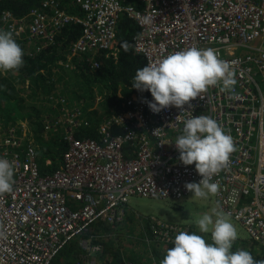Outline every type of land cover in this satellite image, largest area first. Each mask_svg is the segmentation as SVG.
I'll list each match as a JSON object with an SVG mask.
<instances>
[{"label": "built area", "instance_id": "1", "mask_svg": "<svg viewBox=\"0 0 264 264\" xmlns=\"http://www.w3.org/2000/svg\"><path fill=\"white\" fill-rule=\"evenodd\" d=\"M75 3L80 16L55 0L22 16L6 10L0 29L40 51L62 27L80 24L82 33L70 54L94 69L99 67V52L118 59V25L126 14L139 27L133 49L144 57L145 66L193 46L213 48L236 71L235 94L218 84L182 108L154 113L147 103L152 96L134 93L125 99V111L99 124L98 138L75 136L91 123L82 106L71 107L58 95L53 108L60 114L44 115L43 122L49 130L65 125L67 148L50 174L40 171L31 124L21 120L20 126H7L0 119V157L14 163L13 190L0 194V264H54L73 240L85 251L74 264H99L92 256L101 251L100 243L90 247L82 240L93 225L122 223L133 195L180 199L189 194L186 184L202 177L195 164L186 166L179 160L174 142L191 115L211 116L233 137L236 151L212 182L219 184L220 209L247 230L264 261V0ZM114 127L122 131L118 134ZM153 227L160 240L171 245L175 234L186 230L157 219Z\"/></svg>", "mask_w": 264, "mask_h": 264}, {"label": "trees", "instance_id": "2", "mask_svg": "<svg viewBox=\"0 0 264 264\" xmlns=\"http://www.w3.org/2000/svg\"><path fill=\"white\" fill-rule=\"evenodd\" d=\"M49 0H0V19L4 11L9 10L16 16H22L32 9H42L44 2ZM62 9L67 10L75 16L81 12L75 0H55ZM139 27L135 21L123 15L118 25V40L120 53L117 60L106 57L105 53L99 52L95 55L99 67L92 68L90 62L81 64L80 58L72 57L70 48L82 33L80 24H68L62 27L52 41L47 43L40 51L36 45H27L26 42L16 40L24 51L23 66L16 71H4V79L0 78V117L5 120L7 126L21 125L20 121L27 118L25 113L24 99L20 96L27 93L29 101H47L52 93L60 94L68 98L71 105L96 106L97 98L101 100L96 109L87 114L91 125L76 132V137L90 136L98 138L99 124L110 114H120L125 111V99L134 93L151 95L149 91H139L132 87L133 77L137 69L145 66V59L133 49V38L138 33ZM127 48V50H126ZM28 50V51H27ZM34 50V51H32ZM135 52V53H134ZM71 66L67 67L66 64ZM62 66V67H61ZM58 70H56V68ZM0 72V77H2ZM27 97V95H26ZM31 99V100H30ZM85 111V109H83ZM34 121H29L38 138V164L42 174H50L59 167L61 157L67 145L63 135L54 134L57 129H46L42 121V111L34 109L31 113ZM1 119V118H0ZM119 134L120 127L113 128ZM54 135L45 138L46 133ZM124 224L112 226L102 223L104 231H111V235L101 239V262L100 264H147L156 261L157 264L163 260L165 255L150 251L151 246L143 244L139 251L137 245L125 246L122 242L124 237ZM148 235H153V230L145 229ZM204 235L211 242V233H199L197 229L190 228ZM129 240V239H128ZM135 240L134 242H137ZM243 248L252 253L259 261L262 255L257 245L247 239L238 236L234 242L233 251ZM143 249V250H142ZM126 252V255H125ZM85 254L78 240H73L64 247L56 258L54 264H74Z\"/></svg>", "mask_w": 264, "mask_h": 264}, {"label": "clouds", "instance_id": "3", "mask_svg": "<svg viewBox=\"0 0 264 264\" xmlns=\"http://www.w3.org/2000/svg\"><path fill=\"white\" fill-rule=\"evenodd\" d=\"M123 15L126 14H122L121 17ZM23 56L24 51L15 40L13 33L0 29V71L19 70L24 63ZM236 76L231 62L220 59L217 50L193 46L137 69L132 87L141 92L149 91L153 99L147 101L148 107L154 113H159L172 106L182 108L198 96L202 98V94L206 93L210 86L218 84L222 86V91L234 95L237 85ZM99 102L97 99L94 109L99 107ZM68 104L74 106L69 100ZM79 106L85 109L86 119L88 118L86 113L94 110L86 108L85 105L79 104ZM2 120L5 122L4 119ZM24 121H27L26 118ZM65 129L64 125L58 130L60 135ZM36 142L38 144L37 137ZM174 143L179 151V160L186 166L195 164L196 171L202 177L198 183H187V190L197 198H207L209 194H216L219 184L212 182V177L227 167L230 155L236 151L233 137L211 116L191 115L184 121L182 133ZM13 184L14 163L0 157V194L11 192ZM147 222V228L154 231V219L150 217ZM196 224L199 233H211V242L195 231L182 230L175 234L172 247L167 249L160 264H264V261L257 260L246 249L232 250L239 233L230 214L222 210H214L211 215L203 214ZM99 227H102V223L93 225L91 229ZM99 243L101 245V241ZM129 263L132 262H127Z\"/></svg>", "mask_w": 264, "mask_h": 264}, {"label": "rangeland", "instance_id": "4", "mask_svg": "<svg viewBox=\"0 0 264 264\" xmlns=\"http://www.w3.org/2000/svg\"><path fill=\"white\" fill-rule=\"evenodd\" d=\"M15 40L24 41L19 37H14ZM25 42V41H24ZM29 46V45H28ZM28 51V50H27ZM34 51V50H32ZM135 53V52H134ZM62 67V66H61ZM59 67L56 68L58 70ZM2 73V71H0ZM5 72L3 71L2 80L4 79ZM27 95V97H26ZM53 96H58L57 93H52ZM20 96L24 99L25 113H27V121H34L31 118V113L34 109L41 110L43 115H58L60 111L58 108H53V105H57V98H52L47 101H29L28 94H23V91L20 93ZM31 100V99H30ZM88 109H94L95 106H87ZM2 120V117H0ZM25 118V117H24ZM60 135V131L56 133ZM52 133H45L43 136L49 137L54 135ZM85 136V135H84ZM83 136V137H84ZM82 138V137H79ZM193 193H189L180 199L173 198H153V197H144L140 195H133L130 197L127 203V215L123 222L125 228L123 230L124 237L122 242L125 243V246H131L132 244L139 247V251L143 247V244H148L151 246L150 251L159 252L162 255L166 254L168 248L172 247L171 243L161 241L159 236L153 231V235H148V232L145 229L148 226L147 220L151 217L152 219H159L162 221H167L168 223H173L184 229L194 228L198 229L196 221L205 213L213 214L215 211H220L219 201L216 194H209L207 198H197L192 196ZM224 212V211H223ZM225 213V212H224ZM231 218V217H230ZM232 222L237 227L239 237L247 239L251 242V238L247 230L237 221L231 218ZM111 231H104L102 227L98 229H91L88 234H86L82 240L83 243H87L90 247L94 244H97L101 241L103 235H110ZM210 234V233H209ZM93 235V236H92ZM129 239V240H128ZM138 240L137 242H134ZM83 248V246H82ZM84 249V248H83ZM143 250V249H142ZM87 251H89L87 249ZM82 255V254H80ZM126 255V252H125ZM101 251L94 252L92 257L97 259V263L101 262ZM147 264H157L156 261Z\"/></svg>", "mask_w": 264, "mask_h": 264}, {"label": "bare ground", "instance_id": "5", "mask_svg": "<svg viewBox=\"0 0 264 264\" xmlns=\"http://www.w3.org/2000/svg\"><path fill=\"white\" fill-rule=\"evenodd\" d=\"M93 236V235H92Z\"/></svg>", "mask_w": 264, "mask_h": 264}]
</instances>
